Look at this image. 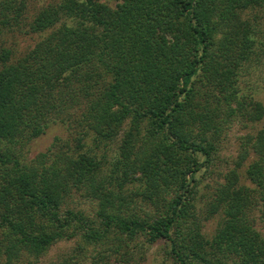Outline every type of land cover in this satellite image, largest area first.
Instances as JSON below:
<instances>
[{
	"label": "trees",
	"instance_id": "1",
	"mask_svg": "<svg viewBox=\"0 0 264 264\" xmlns=\"http://www.w3.org/2000/svg\"><path fill=\"white\" fill-rule=\"evenodd\" d=\"M117 1L41 8L29 27L46 35L19 54L5 36L28 1L0 0L2 264H36L61 241L75 245L65 264H139L158 243L169 264H264V129L239 138L209 206L222 215L210 240L194 207L223 135L263 117L236 78L255 48L246 13L264 0ZM56 121L77 146L56 140L27 161L25 145ZM250 156L253 187L238 173Z\"/></svg>",
	"mask_w": 264,
	"mask_h": 264
},
{
	"label": "rangeland",
	"instance_id": "2",
	"mask_svg": "<svg viewBox=\"0 0 264 264\" xmlns=\"http://www.w3.org/2000/svg\"><path fill=\"white\" fill-rule=\"evenodd\" d=\"M27 10L23 20H21L18 27L11 28L5 39L6 45L11 47L15 52L23 54L35 47V45L45 37L46 33H33L30 31L29 24L34 15L43 7L54 4L59 0H27ZM110 9H114L118 3L117 0H97ZM249 17L248 20L253 21V39L255 41L254 53L251 55L250 60L245 62L238 70L237 74V90L238 96L244 97L245 102L252 104L259 103L263 109V117L258 121L236 120L230 130L223 135L224 141L220 142L217 154V160L214 167L210 169L208 173L201 172L199 178V186L196 190L194 207L195 216L198 222L201 234L208 240H210L219 224L221 223V213L211 214L209 213V206L214 200L215 189L223 183V176L232 170L234 167V161L236 160L240 151L239 138L246 136H254L257 132L264 129V6L260 10H254L253 12L246 13ZM246 17V16H245ZM122 138L119 135L111 151L108 153L110 161L118 155V144ZM73 133L68 131L67 125H62L61 122H51L44 130L43 134L39 137L30 140L24 148V155L27 161L33 160L39 154L46 153L56 140L67 141L70 144V148L77 146ZM253 159L250 156L249 160L238 171L241 177V184L253 187L250 183L244 179V173L248 163ZM72 203V204H71ZM71 207L74 206L77 209L85 212L88 208V202L73 196L71 200ZM258 219L259 213L255 210L250 214V217ZM257 226L261 228L260 224ZM3 240L0 236V241ZM74 241L64 242L61 241L55 245H52L47 253L38 259L36 264H65L72 258V248ZM163 245L158 243L148 248L143 252L144 260L139 264H169L164 262V255L162 253ZM24 256L21 260L15 264H23ZM4 262L3 258H0V264ZM136 264H138L135 261ZM133 263V264H135Z\"/></svg>",
	"mask_w": 264,
	"mask_h": 264
}]
</instances>
